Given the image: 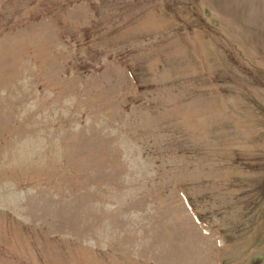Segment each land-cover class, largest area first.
<instances>
[{"label":"rangeland","instance_id":"374dc122","mask_svg":"<svg viewBox=\"0 0 264 264\" xmlns=\"http://www.w3.org/2000/svg\"><path fill=\"white\" fill-rule=\"evenodd\" d=\"M0 264H264V0H0Z\"/></svg>","mask_w":264,"mask_h":264}]
</instances>
